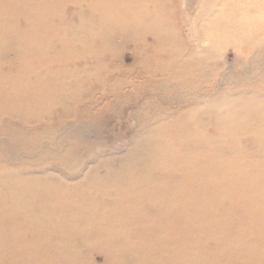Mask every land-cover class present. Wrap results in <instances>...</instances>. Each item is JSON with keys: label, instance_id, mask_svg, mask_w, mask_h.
Here are the masks:
<instances>
[{"label": "bare ground", "instance_id": "1", "mask_svg": "<svg viewBox=\"0 0 264 264\" xmlns=\"http://www.w3.org/2000/svg\"><path fill=\"white\" fill-rule=\"evenodd\" d=\"M85 1L88 17L83 21L79 16L78 25H71L60 16L61 0H0V36L4 38L2 31L11 36V32L23 30L30 43L13 46L16 56L24 61L20 67L24 76L20 75L22 83L0 90V122L12 124L8 121L11 118L17 125L30 118L40 121L59 99L64 96L73 99L78 89L66 84L72 74L62 68L66 63L59 56L66 52L70 57L80 52L90 55L93 39L105 41L121 32L136 35L137 31L157 29L158 38L165 36L171 45L169 29L163 25L160 0ZM223 2L218 14H207L208 31L212 33L210 40L217 39L216 32L222 31L223 22H234V8L240 3ZM208 3L209 7L215 5L212 0ZM254 8L255 12L259 11ZM240 10L236 21L245 18V5ZM18 17L24 20L23 29L17 27ZM54 24L60 26L55 28ZM103 29L110 31L104 33ZM48 40H57L61 47L57 54L48 49L49 43L47 47L40 45ZM244 41L254 46L253 51L257 50L254 38ZM102 52L100 49L94 52L95 57L99 59ZM47 53L52 54L53 64L47 61ZM171 54L175 59L194 57V50ZM32 55L39 59L31 61ZM257 55L256 70L264 77V48ZM54 65L60 73L52 70ZM88 66L85 73L91 78V73L102 65L93 68L90 63ZM167 66L172 71L170 83L175 81L176 87L188 90L197 85L194 73L191 75L195 69L189 72L188 61ZM202 74L205 76L204 72ZM31 77L36 78L34 84L28 80ZM103 77H95L101 86L107 83L106 76ZM251 92L254 93L253 89ZM260 96L256 98H264V94ZM242 97L225 95L211 103H202L203 115L208 113L206 115L214 119L213 133L195 132L196 124L188 117L199 113L195 109L198 106L193 104L187 108L188 115L178 119L179 131L165 133L167 124L150 128L145 131L144 139L129 148L124 166L100 163L95 174L91 172L90 177L70 184L59 177L54 181L48 178L36 182L30 173V169L39 166L37 160L48 150V145L41 143L43 134L28 138L25 132L22 135L12 128L9 134L4 131L7 138L0 141V152L8 156L11 151H23L26 154L23 164L30 168L20 174L17 169L22 165L9 171L0 167V187H4L0 191V264H86L79 261L81 256L76 249L81 248L78 245L87 247L89 243L91 249L97 247L104 252L103 264H264V105L260 99L243 102ZM2 117L6 120H1ZM43 130L49 139L51 127L47 125ZM53 136L49 140L54 141ZM240 137L249 139V144L240 145ZM56 166L75 175L69 164L58 162Z\"/></svg>", "mask_w": 264, "mask_h": 264}, {"label": "rangeland", "instance_id": "2", "mask_svg": "<svg viewBox=\"0 0 264 264\" xmlns=\"http://www.w3.org/2000/svg\"><path fill=\"white\" fill-rule=\"evenodd\" d=\"M186 1L160 0L164 13L163 20L165 23L163 25L169 29V41H171V45L168 44V39L166 40L165 36L158 38L160 31H157V29H153V31H137L138 35L121 32L114 34L109 39H105V41L93 39L91 42L93 43L94 49L92 48L93 52L90 55H88L87 52H80V54L70 57L66 52V55L63 54L59 56L62 62L66 63L62 68L64 70L67 69V72L69 71L72 74V78L68 80L69 82L66 81V84L72 86L74 89H78H76L78 94H73L75 96L73 99L71 96H64V99H59L55 107H50L52 110L48 111L49 117L45 115L40 121L35 118H30L24 124L17 125V121L11 118L8 121L12 124L0 122V141L7 138V134L11 132V128L16 132L19 131L22 135L23 132H25L26 135L24 136L28 138L32 137V135L34 137L35 135L43 134L41 143L43 145H48V150H46L47 152L43 155V158L37 160L40 167H35L36 170L30 169V171L33 172L30 173L33 175V178L36 179V182L46 181L48 178L54 181L59 177V179H64L70 184L78 182L87 176L90 177L89 173L91 172L95 174V170L99 168L100 163H106L113 167L124 166L125 159L129 154V148L131 150L140 139H144L146 130L154 128L159 124H167L168 126H166L165 129L167 132L165 133L168 134L179 131L181 129V124L178 119L182 115H188L186 113L188 111L187 108H191L193 104L198 106V108L196 107L195 109H197L199 113H193L194 116L188 117L196 124L195 132L207 135L206 133H213L212 125L214 124V119L206 115L208 113L203 115L205 109V107H203L204 104L211 103L212 100L215 101V99L222 98L225 95L244 96L242 97L243 102L249 103L256 99H260L256 97L264 94V77L256 70V59L258 57V51L264 48V43L262 42L264 39V23H262V19H264V0H232V4L233 2H240L238 3L239 7L237 6V9L234 8V15H236L234 16V22L231 24L229 22H223V29L222 31L216 32L218 37L215 40H210L212 33L208 31L210 25L208 24L207 14H218L224 6L223 0H212L215 4L213 7H209V0ZM242 5H245L247 11L245 13V18L242 17L236 21V17L239 15L238 13L241 11L240 7ZM254 7L259 9V11L255 12L256 10ZM58 10L61 13L60 16H63L66 23L71 25H78L79 16H82V19L84 18L83 21L88 17V7L85 0H61ZM15 22L17 27L19 26L23 29L24 20L22 18L18 17ZM15 22L13 24H15ZM56 23H58V21ZM231 25L233 26L232 29L229 27ZM59 26L58 24L53 25L55 28ZM9 29L10 28L6 30V33H8ZM102 31L108 33L110 29L107 31L103 29ZM11 33L10 36L4 34V31H2L1 35H3L4 38L0 36V90L6 89L8 85L22 83L24 75L20 67L24 64V61L21 60L23 62L21 65L20 57L16 56L13 46L30 45L27 41V34L25 33V35L23 30L17 32L13 31ZM249 38H254L256 40L255 42L257 43L255 44L258 47L256 48L257 50L253 51L255 49L254 46L248 45L244 41ZM11 40L15 43L12 44V42H10ZM51 40L47 42L43 41L40 45L47 47V43H49L48 49H51V52L54 51L57 54L61 47L56 43L57 40ZM32 42L33 41H31V43ZM99 49L100 51L102 50V54H104L98 59L95 57L94 52L99 51ZM188 49L194 50V57L191 55L192 57L186 56V58L181 57L180 59H175L173 54H171L182 53ZM114 52H116V54H114ZM51 55L52 54L47 53L48 60H46L48 62L49 60L53 61ZM37 59H39L37 55H32L30 57L31 61ZM182 61H188V63L191 64L189 72L195 69L194 72H191V75L194 73L193 75L195 77L193 80L198 81L194 88H188V90L186 87H176L174 85L176 83L175 81L170 83L172 71L171 68L168 69L169 66L166 67L168 64H172L173 66L177 64L181 65ZM18 63L20 65H18ZM53 63L54 61L52 64ZM90 63H93V68L101 65L105 67L101 66L98 70L95 69L91 73V78H87L85 71L90 68V66H88ZM96 63L98 64L96 65ZM52 70L54 72L58 71L59 73L61 71L55 65L52 67ZM151 70L154 72H149ZM203 72L205 76L202 74ZM76 73L79 77L76 76ZM94 76L98 79H103V76H106L107 83L101 86ZM126 77L129 78L127 79ZM28 80L31 84L36 82V78L34 77ZM179 80L177 81L179 82ZM91 84H93V86ZM173 86H175V89ZM252 89L254 93L251 92ZM247 94L250 97L249 100ZM193 99L197 100V103ZM260 100L264 105V98ZM78 103H80V105ZM104 103L105 106L103 105ZM60 110H62V113H60ZM87 119H89V122H87ZM1 120H6V118L2 117ZM76 121L77 124H75ZM170 123H174V125H169ZM42 124H44V126ZM45 124L51 127L52 134L49 139L54 135V141L46 138V134L43 130L46 127ZM71 124L75 125L72 126ZM6 125L8 127H6ZM4 131L7 134H5ZM59 136H61V138ZM81 138L83 139L81 140ZM215 138L217 139V137ZM65 139L67 140L65 141ZM47 141H49V143H47ZM66 142H68V145H66ZM249 142L250 140H247L246 137H240L239 139V144L243 146L249 144ZM226 144L227 143H223V145ZM64 145H66L67 148ZM70 146L72 148L68 151ZM116 146H118V149ZM11 152L14 153V156L12 153L6 156L7 154L5 155L3 152H0V156L3 154L0 157V167H5V169L9 171L22 165L21 169L17 170L21 171L19 172L20 174H24V172L30 168L23 164V160L26 159L23 157H25L26 154L19 150ZM93 153L95 154L93 155ZM8 158L11 159V162ZM30 159L34 158L30 157ZM110 159L112 161H110ZM73 161L75 162L74 164ZM58 162L71 165L70 171H73L75 175H70V173L62 171L60 167L56 166ZM39 163L42 164L40 165ZM133 166L136 167L138 165L134 164ZM3 189L4 187H0V191ZM89 244L87 247L78 245L81 247L80 249H76V252L81 256L79 257L81 258L79 261L86 264H103L104 252L99 251L97 247L91 249Z\"/></svg>", "mask_w": 264, "mask_h": 264}]
</instances>
